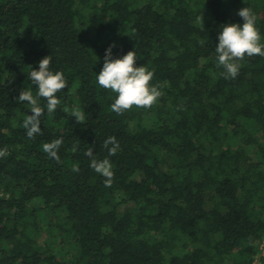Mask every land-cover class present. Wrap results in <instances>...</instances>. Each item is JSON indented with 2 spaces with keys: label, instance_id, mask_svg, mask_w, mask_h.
Masks as SVG:
<instances>
[{
  "label": "trees",
  "instance_id": "obj_1",
  "mask_svg": "<svg viewBox=\"0 0 264 264\" xmlns=\"http://www.w3.org/2000/svg\"><path fill=\"white\" fill-rule=\"evenodd\" d=\"M244 7L264 43V0H0V264H264V57L225 79L214 52ZM113 45L153 71L151 107L111 110ZM46 56L68 87L28 138L17 97Z\"/></svg>",
  "mask_w": 264,
  "mask_h": 264
},
{
  "label": "clouds",
  "instance_id": "obj_2",
  "mask_svg": "<svg viewBox=\"0 0 264 264\" xmlns=\"http://www.w3.org/2000/svg\"><path fill=\"white\" fill-rule=\"evenodd\" d=\"M243 23L228 22L219 28L218 43L214 47L217 66L223 69L221 75L225 79H235L240 70L239 61L245 56L264 57V43L261 42V34L257 26V16L249 7L238 10L237 13ZM110 46L105 50L104 63L99 74L95 73V81L103 89L111 90L114 94L110 108L113 112L120 114L135 107L149 108L161 96L158 85L150 83L153 80V71L146 66H135L137 54L135 50L128 51L126 54L114 57ZM50 56H46L38 61V69L31 67L27 73L28 79L35 86L36 95L33 96L31 90H22L17 100L27 102L30 106V113L23 120L22 127L28 138L41 132V117L45 112L53 113L60 104V99L56 95L59 91L68 87L64 74L50 68ZM43 98L47 101L41 105L39 100ZM72 117L80 123L84 116L79 109H74ZM61 144L60 139L51 143L43 144V151L50 158L59 159L58 148ZM112 145V147H108ZM109 155H115L119 144L115 136L109 137L104 142ZM3 155V151H0ZM92 157L90 167L105 178L106 186L111 184L114 175L110 161L95 159L90 150L86 153ZM73 171H76L74 168Z\"/></svg>",
  "mask_w": 264,
  "mask_h": 264
},
{
  "label": "built area",
  "instance_id": "obj_3",
  "mask_svg": "<svg viewBox=\"0 0 264 264\" xmlns=\"http://www.w3.org/2000/svg\"><path fill=\"white\" fill-rule=\"evenodd\" d=\"M261 249L263 250V254H264V240H263V242L261 243ZM256 264H259V262L256 261Z\"/></svg>",
  "mask_w": 264,
  "mask_h": 264
}]
</instances>
